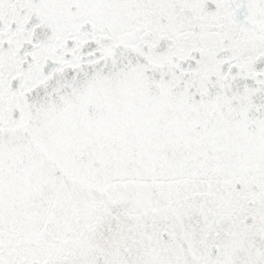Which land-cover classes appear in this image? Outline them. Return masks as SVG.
I'll return each instance as SVG.
<instances>
[{
  "label": "snow or ice",
  "instance_id": "6c2138e0",
  "mask_svg": "<svg viewBox=\"0 0 264 264\" xmlns=\"http://www.w3.org/2000/svg\"><path fill=\"white\" fill-rule=\"evenodd\" d=\"M0 264H264V0H0Z\"/></svg>",
  "mask_w": 264,
  "mask_h": 264
}]
</instances>
